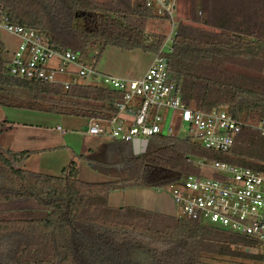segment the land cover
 Wrapping results in <instances>:
<instances>
[{
  "label": "trees",
  "instance_id": "1",
  "mask_svg": "<svg viewBox=\"0 0 264 264\" xmlns=\"http://www.w3.org/2000/svg\"><path fill=\"white\" fill-rule=\"evenodd\" d=\"M1 3L11 24L39 31L52 47L77 52L96 67L108 46L156 54L167 37L148 32V23L171 21L146 0ZM177 4L173 49L164 52L184 103L225 109L250 125L228 151L206 148L182 128L151 137L138 155L131 142L117 141L126 176L104 182L81 180L75 162L57 176L23 168L32 151H0V264H212L207 256L215 264H257L262 258L247 251L259 245L253 237L196 219L109 205L113 191L169 189L190 174H206L195 160L264 172V136L252 127L264 120V0ZM7 52L0 39V106L107 121L124 99L121 91L97 83L64 89L14 77Z\"/></svg>",
  "mask_w": 264,
  "mask_h": 264
},
{
  "label": "built area",
  "instance_id": "2",
  "mask_svg": "<svg viewBox=\"0 0 264 264\" xmlns=\"http://www.w3.org/2000/svg\"><path fill=\"white\" fill-rule=\"evenodd\" d=\"M146 2L159 15H168L174 26L143 77L129 79L104 73L94 66V61L77 52L52 47L35 29L11 24L0 0V35L4 31L21 39L19 50L9 57V73L26 80L60 84L64 89L73 84L97 83L121 91L124 99L115 116L107 121L91 119L90 134L133 142L137 138L150 140L166 128V133H173L186 125V134L204 147L228 151L250 124L225 109L206 111L184 103L181 86L170 76L164 52L172 51L177 34V0ZM168 40L172 42L170 46ZM162 109L171 113L165 114ZM252 127L264 136V120ZM194 163L213 172L190 174L169 187L178 215L257 239L259 245L247 251L261 254L257 264H264V172L220 160L201 159Z\"/></svg>",
  "mask_w": 264,
  "mask_h": 264
},
{
  "label": "rangeland",
  "instance_id": "3",
  "mask_svg": "<svg viewBox=\"0 0 264 264\" xmlns=\"http://www.w3.org/2000/svg\"><path fill=\"white\" fill-rule=\"evenodd\" d=\"M159 19L150 20L147 31L164 33L166 37H169L174 26L172 21ZM176 21L175 13L174 22L177 30ZM0 39L5 44L8 57H11L13 51L19 50L21 44L19 37L2 31ZM171 44L172 42L168 40V46ZM92 53L96 56L97 51L94 50ZM154 58L155 53L141 49L121 50L116 46H108L100 57L97 68L99 69L101 66L102 69L106 68L104 73L113 74L114 68L111 67L118 66L126 78H141ZM161 112L171 113L166 109H162ZM170 120L171 116H169L167 123H170ZM89 124V119L86 118L0 106V151H22L26 149L36 151L48 146L53 147V145L63 146L61 149L52 148L51 150L48 149L49 151L33 152L22 167L41 173L62 176L63 168L69 165L73 158L80 167V178L83 180L99 182L124 177L126 169L122 162V153L114 144L115 140L109 135L89 134ZM57 126H61L67 132L58 131ZM185 126L182 127L183 133H186L187 127ZM165 132H167V128ZM81 155L90 156V160H84L80 157ZM205 173L211 174L212 170L207 169ZM162 190L167 193L170 191L169 189ZM162 190L159 189V191ZM174 216L180 217L178 212ZM204 260L206 263L215 264L208 256ZM231 261L227 263L236 264L235 261L238 259Z\"/></svg>",
  "mask_w": 264,
  "mask_h": 264
},
{
  "label": "crops",
  "instance_id": "4",
  "mask_svg": "<svg viewBox=\"0 0 264 264\" xmlns=\"http://www.w3.org/2000/svg\"><path fill=\"white\" fill-rule=\"evenodd\" d=\"M111 68H114L112 70V72L115 76L126 78L124 76V73L118 68V66L117 67L113 66ZM99 69H101V71L106 72V68L102 69V67L100 66ZM112 72H109V73H112ZM129 79H131V78H129ZM89 123H90V120H89ZM59 127H61V126H57L58 131L67 132L66 130H63L62 128H61L62 130L59 129ZM113 140H115V139H113ZM114 144L116 145L117 149L119 150L117 140H115ZM52 148H60L61 149V148H63V146H54L53 145V147L48 146L47 148H44L41 150H36V151L37 152L49 151ZM132 148H133V146H132ZM29 151H31V150H29ZM36 151H32V152L36 153ZM70 157H73V156H70ZM80 157L83 158L84 160H90V156L81 155ZM72 162L77 163V161L73 160V158H72L71 163ZM71 163L67 166H70ZM67 166H65L63 168V170ZM77 166L79 169V178H80L81 172H80V167H79L78 163H77ZM32 171H34V170H32ZM35 172H38V171H35ZM44 174H47V173H44ZM121 178H123V177H121ZM80 179L83 180L82 178H80ZM115 179H120V178H115ZM115 179H110V180H106V181H112ZM83 181H86V180H83ZM88 182H96V181H88ZM99 182H104V181H99ZM169 192L167 193L164 190L159 191V189H151V188H129L126 190H117V191H113L110 194L109 205L110 206H117V207H120V206H136V207H140V208H144V209H148V210H152V211H156V212H160V213L174 215V214H176L177 209H176L175 203L173 201V198L171 196V193H169Z\"/></svg>",
  "mask_w": 264,
  "mask_h": 264
},
{
  "label": "water",
  "instance_id": "5",
  "mask_svg": "<svg viewBox=\"0 0 264 264\" xmlns=\"http://www.w3.org/2000/svg\"><path fill=\"white\" fill-rule=\"evenodd\" d=\"M149 145V140L148 139H140L137 138L132 142L133 150L136 155L140 153H144Z\"/></svg>",
  "mask_w": 264,
  "mask_h": 264
}]
</instances>
